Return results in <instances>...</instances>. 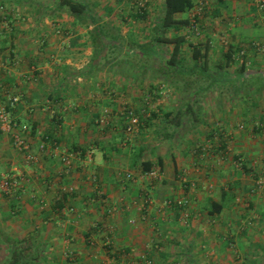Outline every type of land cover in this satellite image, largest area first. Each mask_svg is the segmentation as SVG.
<instances>
[{
  "label": "crops",
  "instance_id": "1",
  "mask_svg": "<svg viewBox=\"0 0 264 264\" xmlns=\"http://www.w3.org/2000/svg\"><path fill=\"white\" fill-rule=\"evenodd\" d=\"M81 1L84 25L55 9L59 0H0V110L28 126L37 156L25 163L0 130V174L27 179L0 191V264H264V190L250 193L264 170V51L254 45L264 46V17L254 0H192L176 13L188 19L204 3L198 34L188 23L165 33L183 38L177 75L166 65L174 41L153 40L163 0L143 14L133 0ZM123 104L140 119L129 138ZM137 150L160 164V179L130 166ZM64 151L78 155L68 174ZM172 195L191 199L185 223L175 207L158 210Z\"/></svg>",
  "mask_w": 264,
  "mask_h": 264
},
{
  "label": "built area",
  "instance_id": "2",
  "mask_svg": "<svg viewBox=\"0 0 264 264\" xmlns=\"http://www.w3.org/2000/svg\"><path fill=\"white\" fill-rule=\"evenodd\" d=\"M255 5L257 6L258 10L261 12V14L264 17V0H254ZM134 8L139 14H143L148 9L149 0H133ZM203 2H200L197 4L190 12L188 17V28L190 30H193L196 34H198L199 31V24H198V16L202 13L203 9ZM2 8V6H0ZM54 27L59 30L61 28V25L58 22L53 23ZM225 42V40H224ZM226 43V42H225ZM255 47L261 48L264 51V46L259 44L258 42L254 44ZM240 53H243L241 51ZM19 100L17 95H13L9 99V106H13L17 101ZM121 114L125 119V135L127 138L131 137L133 133L137 130L140 119L138 115L134 112L133 108L123 104L121 106ZM108 116V110H105L97 119V122L103 126L107 124V118ZM239 127H243L242 124H239ZM0 130L10 132L11 141L13 144L14 149H16L17 152H19L22 155V158L24 159L25 163L32 164L36 162L37 156L31 152L30 144L26 140L24 134L28 130V126L26 124H18L14 120H12L8 116V112L5 108H2L0 110ZM39 151H43L46 148V142L44 140L41 141V143L38 146ZM228 150L227 145L224 148V152ZM90 152L86 155L88 159H90ZM78 158V155L74 152H68L64 151L60 155V162L62 164L61 171L64 174H68L70 172V169L72 168V160ZM144 175L151 179H160L161 172L153 167L149 171L144 172ZM121 177H124L125 179H132L133 175L131 172L126 171L121 175ZM185 175L181 174L179 175V180L184 181ZM90 179L94 180L95 176L91 175ZM27 182V179H25L18 171H3L0 174V191L4 192L5 194H11L18 190L20 187H22L23 183ZM62 190L64 192L71 193L73 191V186H63ZM264 190V170L261 175H259L253 183V186L250 188V193H257ZM102 194V193H100ZM93 199V198H92ZM105 200V197L102 199ZM93 201V200H91ZM39 202L41 203L42 200L39 199ZM143 202L147 205L153 203V198H151L147 192L143 195ZM191 205V199L188 195H180V196H168L164 198L160 204H158V210L161 214H164L165 208L169 207H175L179 210V220L182 222H186L187 217L189 216V206ZM72 210V208H69ZM114 210L113 206L108 209V213L112 212ZM147 212L142 214V218H146ZM129 221L132 223L135 220L129 219ZM147 264H150V260H146Z\"/></svg>",
  "mask_w": 264,
  "mask_h": 264
},
{
  "label": "trees",
  "instance_id": "3",
  "mask_svg": "<svg viewBox=\"0 0 264 264\" xmlns=\"http://www.w3.org/2000/svg\"><path fill=\"white\" fill-rule=\"evenodd\" d=\"M193 6L192 0H163V9L162 14L159 17V19L155 22V32L159 33V36H156V38H153V40L158 41H168L173 40L174 41V49L172 55L167 60L168 63L166 64L169 69L167 70H173V74L177 75L178 67L180 64H176V58L177 55V47L180 43V40L182 41L181 36L174 35L171 38H167L165 36V33L173 27H176V25H186L189 21L188 19H177L175 18V14L178 12H183L189 10ZM35 10L38 12L39 7L34 5ZM86 4L82 2L81 0H59L58 3L55 4V9H63L65 8L70 14L75 16L77 19V22L84 25L85 19L84 14L86 13ZM94 21V20H91ZM96 28H93V31H95ZM93 39L96 40L98 37L93 36ZM148 44H142L143 48H148ZM143 54H147L146 52H143ZM178 62V61H177ZM162 72L161 74H163ZM140 166V171L146 172L153 168L152 163L148 160H140V150H137V152H134L130 159V166L133 168L136 165ZM159 171L160 164L157 163L156 167ZM218 210V209H217Z\"/></svg>",
  "mask_w": 264,
  "mask_h": 264
}]
</instances>
